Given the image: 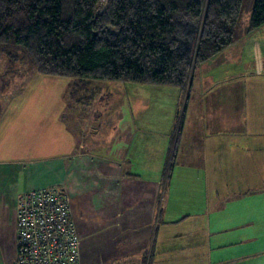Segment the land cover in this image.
I'll return each instance as SVG.
<instances>
[{
	"label": "crops",
	"instance_id": "obj_1",
	"mask_svg": "<svg viewBox=\"0 0 264 264\" xmlns=\"http://www.w3.org/2000/svg\"><path fill=\"white\" fill-rule=\"evenodd\" d=\"M247 26L192 69L186 91L78 89L87 119L60 128L39 158L0 160V236L24 190L57 185L81 264H147L150 253L148 264H264V24ZM2 245L13 264L15 243Z\"/></svg>",
	"mask_w": 264,
	"mask_h": 264
},
{
	"label": "trees",
	"instance_id": "obj_2",
	"mask_svg": "<svg viewBox=\"0 0 264 264\" xmlns=\"http://www.w3.org/2000/svg\"><path fill=\"white\" fill-rule=\"evenodd\" d=\"M241 3L0 0V60L5 71L15 72L13 64L21 61L29 65L26 73L66 76L82 84L115 80L186 91L192 69L232 42ZM262 24L264 0H253L247 30ZM75 90L72 85L70 93ZM16 244L17 239L13 264Z\"/></svg>",
	"mask_w": 264,
	"mask_h": 264
},
{
	"label": "rangeland",
	"instance_id": "obj_3",
	"mask_svg": "<svg viewBox=\"0 0 264 264\" xmlns=\"http://www.w3.org/2000/svg\"><path fill=\"white\" fill-rule=\"evenodd\" d=\"M252 5L253 0H242L237 25L244 20L249 21ZM195 29H192V34L195 33ZM4 61V58L0 60V74L3 72L5 76L0 79L2 86L0 90V160L39 158L35 151H47L46 145L56 137L60 128L65 124L68 128L72 127L75 118L79 115L86 119L89 116L86 112L78 113L77 104H75L77 90L83 88L85 83L82 84L81 81L71 77L47 75L35 70L26 73L29 65L21 61L13 64L16 67L15 72L5 71ZM94 82L90 81L85 86L88 87ZM96 82L110 88L116 84H125L115 80H96ZM72 85L77 90L70 93ZM112 97L118 102L121 98L124 99L120 91L113 90ZM2 231L0 264H3L4 260L2 244L6 240H13L14 243L16 241V230L13 225L4 224ZM6 257H8L7 253Z\"/></svg>",
	"mask_w": 264,
	"mask_h": 264
},
{
	"label": "built area",
	"instance_id": "obj_4",
	"mask_svg": "<svg viewBox=\"0 0 264 264\" xmlns=\"http://www.w3.org/2000/svg\"><path fill=\"white\" fill-rule=\"evenodd\" d=\"M15 264H81L69 196L57 185L28 188L15 210Z\"/></svg>",
	"mask_w": 264,
	"mask_h": 264
}]
</instances>
